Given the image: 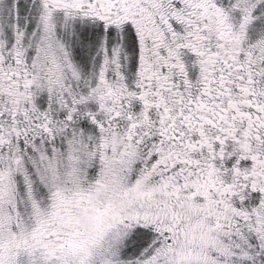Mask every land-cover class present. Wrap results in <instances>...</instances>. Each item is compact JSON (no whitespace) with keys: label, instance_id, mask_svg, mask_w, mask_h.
Wrapping results in <instances>:
<instances>
[{"label":"snow or ice","instance_id":"obj_1","mask_svg":"<svg viewBox=\"0 0 264 264\" xmlns=\"http://www.w3.org/2000/svg\"><path fill=\"white\" fill-rule=\"evenodd\" d=\"M0 264H264V0H0Z\"/></svg>","mask_w":264,"mask_h":264}]
</instances>
